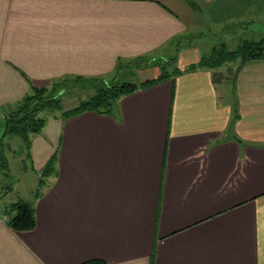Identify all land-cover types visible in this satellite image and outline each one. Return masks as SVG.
Listing matches in <instances>:
<instances>
[{
    "label": "crops",
    "instance_id": "0c3cea01",
    "mask_svg": "<svg viewBox=\"0 0 264 264\" xmlns=\"http://www.w3.org/2000/svg\"><path fill=\"white\" fill-rule=\"evenodd\" d=\"M200 23L230 41L264 23V0H0V122L31 87L127 68L140 84L172 54L184 71L202 48L174 39L204 36ZM234 60L126 93L109 113L55 108L16 144V173L43 186L0 187L10 217L42 191L31 229L0 222V264H264V55Z\"/></svg>",
    "mask_w": 264,
    "mask_h": 264
},
{
    "label": "trees",
    "instance_id": "16d2710c",
    "mask_svg": "<svg viewBox=\"0 0 264 264\" xmlns=\"http://www.w3.org/2000/svg\"><path fill=\"white\" fill-rule=\"evenodd\" d=\"M263 42L264 38L261 41L243 42L233 50H228L226 46H214L210 50L209 55L202 56L196 65L191 64L189 68H186L184 71H180L177 68H173L171 71H168L163 64H160V75L154 79L141 82L140 84L131 82L118 84L115 80H113L108 82L112 85L105 88L101 87L93 97H90L88 100L80 101L76 107L66 110L62 114L64 117H67L86 110H93L99 114L109 113L111 110V101L115 100L119 96L125 95L126 93L139 88L155 85L162 80L196 68L214 69L218 68L227 61L239 59V64L236 68L237 70L243 64L260 59L264 55ZM167 61L174 62L175 54H172L169 58H167ZM97 80L102 79L94 78L89 81L92 82ZM61 92L62 88L58 82H54L53 86L50 88H46L44 86L31 87V92L28 96L24 97L22 101L14 107L11 106L9 108V112L4 121V126L5 124L7 126L6 133L11 132L10 134L19 136L23 144L26 147L29 146L30 136L38 134L44 122V120L40 118L39 114L46 110L60 107ZM108 105L110 107L105 108ZM14 205L15 214L10 217L9 212H7L8 220L6 224L9 223L11 227L17 229H31L34 225L32 206L23 201H19ZM8 207L10 208L9 205Z\"/></svg>",
    "mask_w": 264,
    "mask_h": 264
},
{
    "label": "rangeland",
    "instance_id": "374dc122",
    "mask_svg": "<svg viewBox=\"0 0 264 264\" xmlns=\"http://www.w3.org/2000/svg\"><path fill=\"white\" fill-rule=\"evenodd\" d=\"M194 2H197V1H194ZM196 27H197L198 31H201L204 33V36H201L199 33L195 32V30L193 28H189L187 36L182 37L181 40L179 38H175L174 41L176 43H178V42L180 43V41H181L182 43L191 44L192 46L197 45V43L199 42L198 47L202 48L201 57L209 55V53H210L209 47H211L212 45H215L217 43H218L217 44L218 47L226 46L228 49H232L234 47L237 48V46H239L243 42H250V40L261 41L264 38V23L247 25L248 28L247 27L246 28L249 31L248 33L245 32V30L244 31L243 30H239V31L236 30L234 32L236 34L232 35L230 37V41H228V39H226L225 36L221 37L222 41L220 39L215 40L214 38H212L208 34V32L216 31V33L218 34L216 36L220 37L221 32H223L225 30V28L211 27V26L203 24V23L197 24ZM251 27H258V31H256V33H255V29L251 28ZM229 47H232V48H229ZM165 64H167V67H165V68L168 71H171L173 69V65H174L173 62H171V61L168 62L166 60ZM157 68H159V63L157 65ZM231 69H233V72H234V68L232 67ZM157 70L158 71H156V72H161V70H159V69H157ZM156 72H154V73H156ZM129 74L135 75V69L134 68H127L125 71L124 70L121 71L120 74L116 78V83L121 84L124 82H129L132 79V78H130ZM107 81L111 82L113 80L106 78V80H104V81L97 80V81H92V82H88V83H79V84H77L78 86L77 85L76 86H66V85L61 84V82H59L58 84L62 87V92L60 94V99H61L60 106H62V108H65L67 110L71 109V107L73 105H74V107H76L80 103V101L88 100L90 97H93L98 92V89H100L101 87L105 88V87L112 85V84H109ZM115 100L111 101V109L112 110L114 109V101ZM109 107L110 106L108 105L105 108H109ZM62 110L63 109H61V111ZM61 111L57 112V111H54V109H49V110H46V111L40 113L39 114L40 118H42L44 120L43 125L45 124V121L47 122V119L50 115H59L61 113ZM64 111H66V110H64ZM3 124L4 123L0 122V147L2 149H4V153L6 154V158L11 165H9L8 169H5L6 171L2 167H0V187L4 188V187L10 185L12 187L14 186L13 187L14 190L22 188V189H27L28 192H30L34 183H35V186H36V184L43 186V182L37 183L36 177H32V175H34V172L31 169H28V171L32 175H25L24 177H20L16 173L17 164L19 162V160H17V157L15 156L18 153V146H16V144H20L22 146V142H21L22 140L19 136L14 135V134H10L11 132L4 134V125ZM30 143H31V136H30L29 146H30ZM55 159H56V157L54 158V160L52 162L53 163L52 170L54 171L53 173L56 172L55 168H54L55 163H56ZM23 162L30 165L29 156L26 160H23ZM3 172H4V175H2ZM32 178H34V179H32ZM44 180H45V177L43 178V181ZM3 188H1L0 191ZM2 191H4V190H2ZM28 192H26V193H28ZM41 194H42V191H39L37 194L34 193L32 201L38 199ZM22 197H25V194H23ZM7 198L10 200L14 199L13 196L9 194V192L7 193V195H5L6 200H7ZM18 201H23V200H18ZM32 201H24V202H27L32 206V204H33ZM1 217L2 216L0 215V218Z\"/></svg>",
    "mask_w": 264,
    "mask_h": 264
},
{
    "label": "built area",
    "instance_id": "2783aa9c",
    "mask_svg": "<svg viewBox=\"0 0 264 264\" xmlns=\"http://www.w3.org/2000/svg\"><path fill=\"white\" fill-rule=\"evenodd\" d=\"M0 192H3L2 190ZM3 193H0V212H1V218H0V222L1 223H5L8 220V215H7V211H8V205L6 204V202H4V198H3Z\"/></svg>",
    "mask_w": 264,
    "mask_h": 264
},
{
    "label": "water",
    "instance_id": "95a60500",
    "mask_svg": "<svg viewBox=\"0 0 264 264\" xmlns=\"http://www.w3.org/2000/svg\"><path fill=\"white\" fill-rule=\"evenodd\" d=\"M6 128H7V126H6V124H5V126H4V134L6 133Z\"/></svg>",
    "mask_w": 264,
    "mask_h": 264
}]
</instances>
